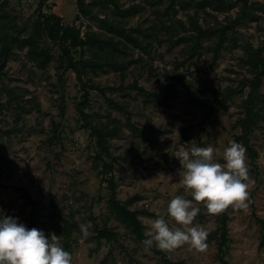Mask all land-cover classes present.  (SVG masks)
Here are the masks:
<instances>
[{
    "label": "rangeland",
    "instance_id": "1",
    "mask_svg": "<svg viewBox=\"0 0 264 264\" xmlns=\"http://www.w3.org/2000/svg\"><path fill=\"white\" fill-rule=\"evenodd\" d=\"M41 1L0 0V13L13 17L20 26L32 24L40 17ZM62 1L64 4L49 0L42 12L54 13L56 7L54 14L64 15L63 23L80 28L82 36L88 31L111 36L95 21L77 20V0ZM94 1L86 0L90 5ZM172 3L177 13L169 9ZM133 4H141L142 13L122 19V23L127 29L139 27L151 37L142 39L144 50L130 45L122 49L124 53L117 60L127 65L124 71L88 73L85 84L99 86L105 95L87 87L89 99L84 104V86L72 71L58 69L61 52L51 42L48 44L53 62L46 70L29 61L26 50H15L0 81V158L4 168L0 217L17 218L28 228L31 207L23 197L26 189L40 204L42 230L49 223L56 197L59 215L74 220L80 229L81 225L88 228L87 236L82 231L73 235L72 264H161L110 214L106 183L100 169L95 168L98 148L86 123H106L112 118L118 121L121 132L108 144L113 156L125 159L114 169L118 199H134L130 209L154 214L140 216L147 232L150 221L158 218L157 213L168 219L166 209L172 198L181 195L192 199L179 184L181 166L174 156L178 150H190L193 144L211 146L214 160L224 163V149L241 134L237 122L244 116L243 102L254 92L258 70L248 63L252 60L250 49L261 51L264 59V0H249L247 6L239 4L227 12L207 9L198 14L193 8L182 10L179 0L121 1L124 8ZM68 5L73 6L72 12L67 10ZM93 12L101 18L118 19L101 5L93 7ZM177 20L185 26L178 24V38H185V42L173 45L160 25H172ZM214 29L227 32L219 52L215 51L219 33L211 34ZM203 32L208 35L201 40L202 54L190 58L194 38ZM82 54L78 51L74 56L79 60ZM134 84L167 97V103H145L132 89ZM227 89L234 92L227 110L210 115V110L193 101L214 103L218 99L216 92ZM255 95L260 123L250 136L254 160L246 151V165L254 183L249 189L247 208L230 207V240L222 254L225 264H264V248L260 247L264 238V76ZM110 100L131 113V123L138 133L127 126L125 113L111 108ZM198 206L201 210L193 224L210 235L218 227V215L210 216L203 204ZM104 223L119 233L118 241H97V226ZM209 235L206 251L197 252L185 245L168 256L184 264H222L218 245ZM59 237L64 248V239Z\"/></svg>",
    "mask_w": 264,
    "mask_h": 264
},
{
    "label": "trees",
    "instance_id": "2",
    "mask_svg": "<svg viewBox=\"0 0 264 264\" xmlns=\"http://www.w3.org/2000/svg\"><path fill=\"white\" fill-rule=\"evenodd\" d=\"M49 0H42L39 12L40 17L36 21L20 26L16 23L13 17L7 16V14L0 13V81L2 80L4 70L7 67L8 62L13 59L15 50H26L27 59L36 64L41 70H46L53 62V56L48 43L55 44L61 54L59 57V70L72 71L76 74L78 81L84 86V104H88L89 89H96L104 94V89L96 85L85 84V77L88 73L97 75L99 72L107 73L109 69L114 72L124 71L127 65L124 62H120L119 55L124 53L122 49L127 45L133 46L137 49H143V38L148 39L151 34H146L141 28L127 29L122 23V19H128L139 15L144 9L141 4H133L128 8H124L121 5L123 0H96L90 4L86 0H77L78 16L77 20L81 18H87L95 21L99 28L105 30L111 36H101L95 32H87L82 36L80 28L77 26L65 25L63 18L54 13H43L42 6L46 5ZM131 1V0H130ZM133 1V0H132ZM162 2V0H160ZM249 0H179L182 10L195 9L196 14L201 11H207L211 9L215 12H227L233 10L237 5L247 6ZM103 2V3H101ZM101 5L104 9H110L112 15L118 19H111L110 17L101 18L98 14H94L93 7ZM175 3H172L170 10L177 13ZM104 11V10H103ZM104 13H106L104 11ZM107 15V14H105ZM120 19V20H119ZM177 23V25H176ZM172 25L163 24L160 25V30L167 35V38L173 45H180L185 42V38H178V29L180 26L185 28L184 24L177 20ZM238 21L235 22V24ZM180 24V26L178 25ZM179 27V28H178ZM200 30L201 28L198 27ZM194 30L196 33L199 30ZM207 32L198 34L195 37L194 44L191 46L188 55L190 58H194L197 54H202L203 46L201 40L205 37ZM220 43L218 44L216 52L220 51L223 47V40L227 35L226 30H212L211 34L218 35ZM208 35V33H207ZM250 56L252 60L248 63L257 69L254 81V92L249 95L248 99L243 102L244 116L238 120L237 127L240 128L241 134L235 137V142L242 144L246 150L252 156L254 160V150L250 146V136L254 132L255 128L259 126L260 114L256 111V95L255 91L258 90L264 76V59L262 58L261 51H254L250 49ZM80 51L82 54L81 59H76L75 52ZM248 51V50H247ZM118 57V58H117ZM115 58V59H113ZM215 61L217 56L214 57ZM200 86L202 82L199 83ZM132 89L138 93V96L144 99L147 104L155 103L159 106L165 105L168 98L157 93L149 92L145 88L134 84ZM117 91V89H111ZM120 91V90H118ZM200 91V90H199ZM218 99L215 102L208 104L207 101L196 99L195 104L199 105L205 110H210L212 115L217 111L227 110L229 107V101L234 95L232 89H227L225 92L218 91ZM111 108L116 111L123 112L127 115V126L134 133H138L139 129L135 124L131 123V113L124 109L121 104L110 100ZM63 108V112H64ZM82 115H85L82 110ZM111 117V116H110ZM88 118V116H86ZM86 128L91 130V136L94 138L98 153L95 156L96 169H100L101 175L104 177L106 183V189L108 191V209L110 214L115 217L119 222L125 225L135 239L141 244L142 241L149 238L146 235L145 226L140 219L141 215L154 216L149 212L143 210H132L130 205L134 202V199H130L126 202L118 199L117 194V182L114 174L116 163L123 160L122 157H115L109 149V139L116 137L120 134L121 128L118 126V121L111 119L106 123H86ZM125 161V159L123 160ZM4 174V168L1 166L0 158V179ZM23 197L26 199V204L31 207V214L29 219L28 228H40V204L37 200L33 199L26 189L23 190ZM4 203L0 200V206ZM52 207L54 211L50 214L49 223L42 231L46 236L50 238L51 233H55L57 236H61L64 239V250L68 251L72 255L73 250V235L74 233H80L81 229L77 222L72 219L62 217L57 213V198H53ZM56 218V219H55ZM230 208L224 213L218 215V227L210 235V240L215 241L218 245V258L222 264H225L222 254L228 247L229 242V221ZM97 218L94 219L95 223ZM96 239L100 243L102 240L109 242H116L119 239V233L115 232L108 227L106 223L102 226H97ZM144 246V245H143ZM145 247V246H144ZM261 248H264V238L260 244ZM152 252L161 262V264H184L183 261L174 262L168 256V253L158 250L155 246L148 249Z\"/></svg>",
    "mask_w": 264,
    "mask_h": 264
},
{
    "label": "clouds",
    "instance_id": "3",
    "mask_svg": "<svg viewBox=\"0 0 264 264\" xmlns=\"http://www.w3.org/2000/svg\"><path fill=\"white\" fill-rule=\"evenodd\" d=\"M223 151L224 163L214 160L211 146L190 150L181 148L174 156L179 160V184L192 199L177 195L172 198L165 215L150 221L142 241L145 250L155 246L171 253L187 245L197 252L207 250L208 231L193 222L203 204L210 216H217L230 207L234 210L247 208L249 189L254 181L249 177L246 165V148L235 141ZM170 224L172 225L170 227ZM87 236L88 228L81 225ZM72 256L60 244L55 233L50 238L42 230L27 228L17 218L0 217V264H72Z\"/></svg>",
    "mask_w": 264,
    "mask_h": 264
},
{
    "label": "crops",
    "instance_id": "4",
    "mask_svg": "<svg viewBox=\"0 0 264 264\" xmlns=\"http://www.w3.org/2000/svg\"><path fill=\"white\" fill-rule=\"evenodd\" d=\"M55 3H56V4H58V3L64 4L63 1L61 2V0H55ZM65 5H67V3H66ZM55 9H56V7H54V9H53L54 13L56 12ZM67 10H71V12H72V11H73V6H72V5H68V9H67ZM67 10H66V12H67ZM56 13H57V12H56ZM75 14H76V12H75ZM59 16H60V15H59ZM61 17L63 18L64 15L61 14Z\"/></svg>",
    "mask_w": 264,
    "mask_h": 264
}]
</instances>
